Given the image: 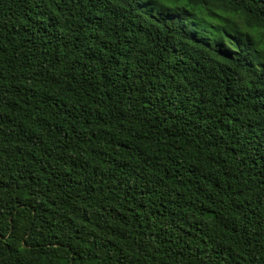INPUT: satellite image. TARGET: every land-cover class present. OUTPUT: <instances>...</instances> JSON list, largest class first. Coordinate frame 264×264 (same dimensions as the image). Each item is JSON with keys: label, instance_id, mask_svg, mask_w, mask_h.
I'll return each instance as SVG.
<instances>
[{"label": "trees", "instance_id": "1", "mask_svg": "<svg viewBox=\"0 0 264 264\" xmlns=\"http://www.w3.org/2000/svg\"><path fill=\"white\" fill-rule=\"evenodd\" d=\"M0 264H264V0H0Z\"/></svg>", "mask_w": 264, "mask_h": 264}]
</instances>
